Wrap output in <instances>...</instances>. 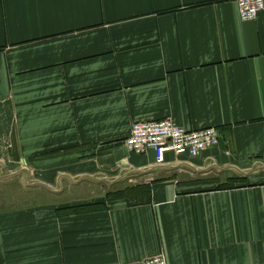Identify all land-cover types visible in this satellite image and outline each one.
I'll return each mask as SVG.
<instances>
[{
	"label": "crops",
	"instance_id": "1",
	"mask_svg": "<svg viewBox=\"0 0 264 264\" xmlns=\"http://www.w3.org/2000/svg\"><path fill=\"white\" fill-rule=\"evenodd\" d=\"M165 119L218 143L163 165L126 149ZM16 151L37 187L0 183V264H264V13L0 0V166Z\"/></svg>",
	"mask_w": 264,
	"mask_h": 264
},
{
	"label": "built area",
	"instance_id": "2",
	"mask_svg": "<svg viewBox=\"0 0 264 264\" xmlns=\"http://www.w3.org/2000/svg\"><path fill=\"white\" fill-rule=\"evenodd\" d=\"M239 18L242 21L254 20L264 13V0H236ZM218 143L217 131L213 128L197 131H185L171 119L158 122H139L132 125L124 146L132 153L154 154L156 165L165 163L166 154L175 157H199L207 149ZM128 264H167L163 256Z\"/></svg>",
	"mask_w": 264,
	"mask_h": 264
},
{
	"label": "rangeland",
	"instance_id": "3",
	"mask_svg": "<svg viewBox=\"0 0 264 264\" xmlns=\"http://www.w3.org/2000/svg\"><path fill=\"white\" fill-rule=\"evenodd\" d=\"M25 152L22 151H16V152H11L12 157L16 160H18V164H13L11 166H0V183L1 187H4L6 189L9 188V186H15L17 190H21V192H25L27 189H33L36 188L37 185L33 184L31 181H35L33 178L32 174L30 173L29 175H26L25 169H26V163L24 161V154ZM26 176L27 180H26ZM26 180V181H25ZM32 183V186L30 185ZM4 190V189H3ZM115 194V193H114ZM20 195V193L18 194ZM22 196L25 197V194ZM113 194H109L107 197L108 201L111 200L110 197H112ZM36 198V197H35ZM37 199V198H36ZM35 199V201H36ZM26 199H23L22 201H25ZM29 200V199H27ZM8 201V200H6ZM3 208H5L3 206ZM6 209V208H5Z\"/></svg>",
	"mask_w": 264,
	"mask_h": 264
}]
</instances>
